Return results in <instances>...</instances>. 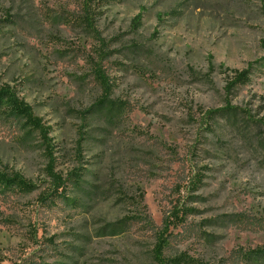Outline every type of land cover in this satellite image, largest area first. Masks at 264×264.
Returning <instances> with one entry per match:
<instances>
[{
	"label": "rangeland",
	"instance_id": "obj_1",
	"mask_svg": "<svg viewBox=\"0 0 264 264\" xmlns=\"http://www.w3.org/2000/svg\"><path fill=\"white\" fill-rule=\"evenodd\" d=\"M90 7L88 27L85 0H0V85L65 182L52 195L40 134L0 114V172L34 184L0 186V264H158L161 238L166 258L264 264L246 259L264 247V0ZM97 69L108 116L85 113Z\"/></svg>",
	"mask_w": 264,
	"mask_h": 264
},
{
	"label": "trees",
	"instance_id": "obj_2",
	"mask_svg": "<svg viewBox=\"0 0 264 264\" xmlns=\"http://www.w3.org/2000/svg\"><path fill=\"white\" fill-rule=\"evenodd\" d=\"M96 0H85L86 4V14L82 17L81 22L84 23L86 26L91 27L93 25V16H92V9L90 4H93ZM99 3V2H98ZM97 76L96 78L100 81L101 85L104 89L105 97L101 98L97 104H95L90 110H86L85 113H100L102 115L108 116L112 114L114 109L113 100L106 96L108 92H110L111 83L109 79L105 75V73L101 69H97ZM249 79L247 75V71L239 72L235 78L234 82H245ZM225 110V109H224ZM220 111V110H219ZM0 114L4 115L7 118H14L22 122V129L25 131L23 137H28L29 135L37 132L40 134L41 138L45 142L46 149L49 153L50 162L48 164V171L54 177V181L56 187L52 195H60L63 196V191L65 190V182L63 183V178L56 174L53 171L54 159L51 153L53 148L50 146L48 142V130L49 128L46 127L41 118L35 115L33 112L32 107L27 104L23 99L19 98L17 93L8 85H0ZM78 180H75L77 184H79V180L81 178V174H78ZM0 186L12 189L14 187L18 188L20 191H31L34 189V184L26 180L22 175L15 173V174H6L5 172H0ZM173 220L169 223H175L176 220H180L181 216L179 212H174ZM183 217V216H182ZM164 241L165 239L161 238L157 244L155 249V259L157 260L158 264H209L203 263L196 259L188 257L186 254H183L179 257L174 258H166L164 257ZM247 260L252 262H257L260 259H264V247L263 248H256L251 250L249 254H246Z\"/></svg>",
	"mask_w": 264,
	"mask_h": 264
}]
</instances>
